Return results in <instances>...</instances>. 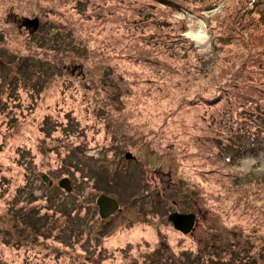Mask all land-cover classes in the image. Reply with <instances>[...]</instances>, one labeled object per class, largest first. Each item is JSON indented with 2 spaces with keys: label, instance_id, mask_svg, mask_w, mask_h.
Masks as SVG:
<instances>
[{
  "label": "rangeland",
  "instance_id": "obj_1",
  "mask_svg": "<svg viewBox=\"0 0 264 264\" xmlns=\"http://www.w3.org/2000/svg\"><path fill=\"white\" fill-rule=\"evenodd\" d=\"M1 30L0 264L16 262L5 207L24 172L20 200L55 208L70 259L105 261L78 236L96 228L85 220L104 194L121 207L105 246L133 242L147 260L134 264H264V133L240 134L242 107L264 93V0H0ZM228 136L224 165L216 147ZM26 209L23 221L38 217ZM174 211L194 215L186 232L167 220Z\"/></svg>",
  "mask_w": 264,
  "mask_h": 264
},
{
  "label": "trees",
  "instance_id": "obj_2",
  "mask_svg": "<svg viewBox=\"0 0 264 264\" xmlns=\"http://www.w3.org/2000/svg\"><path fill=\"white\" fill-rule=\"evenodd\" d=\"M177 23L183 28L181 22H177ZM169 26L172 27L173 25L170 23L169 25L167 24L165 27H169ZM1 36L2 35L0 31V37ZM182 49L184 48L182 47ZM263 80H264V75H263ZM20 88L21 87L20 85H17V82L12 85L8 83L6 86V90L9 93V100L12 102V105L14 104V107L18 106V104L16 103H20V98L17 99L18 98L17 94H15V92L18 91ZM29 88L32 89V87ZM262 91L264 92V89H262ZM12 93L13 95L11 96ZM242 108L243 110H247V117H243V118H247V120H249L248 121L249 126L243 128L240 134L244 135L248 133L253 136L254 135L259 136L260 134L262 135V133H264V93L263 96H260L257 100H253V98L251 100L247 99V107H242ZM20 116L22 117L21 114ZM235 138L236 136H234V138H232V136L221 138L219 145L216 147L217 157L218 158L221 157L224 165L229 164L231 160L230 157L226 154V152L229 149V147L232 148V144L234 143ZM18 159L19 158L15 159V162L17 164H19ZM24 174L25 177L23 178L22 185L20 184L15 188L14 203H9L7 207H5V211L10 217L14 219L15 222V224L12 225V228H14L15 230L16 239H12V241H10L9 244L12 243L13 244L7 246L8 249H10V256L12 255V257L15 258L16 262L14 264H81L82 261L80 262V260L76 259L75 257H72L70 259L69 256L66 257L65 254L62 253L64 251L75 250L77 248L76 245L75 244L68 245L63 243L61 240H57L56 236L60 234L59 231L56 234L54 233L52 234V232L56 231L52 227L51 224L52 221H50L52 220L53 216L56 214L55 208H51L49 202L46 199H44L43 196L37 198L30 196L29 199H27L26 201L20 200L18 190L25 188L28 184L29 175H27L26 172H24ZM95 186L97 189V183L92 182L91 189L94 190ZM76 196L77 197H75V199L77 203H80L82 194L80 195L79 193L76 194ZM26 207L32 208V210L35 213H37L38 217H35L34 220L28 219L27 221H23L22 220L23 213L25 210H27ZM81 210H82L81 207L77 209V211H79L80 213ZM57 217L60 218V214H57ZM93 217L94 215L90 217L91 222H93L94 219ZM82 234L83 232L79 231L78 236ZM52 235L55 236L53 237ZM62 249H64V251H62ZM144 255L145 252L140 253L138 251L137 256L134 257L133 252L129 251V255L128 256L126 255L127 256L126 257L125 255H121L119 249L117 250V252L115 251L114 254V256L118 260L130 261L132 264H134L135 261L138 263L141 260V258L144 261H147L146 258H144L145 257ZM109 258L111 260L114 259L111 257V254L109 255ZM117 259L114 260L116 261ZM257 259L261 260V262L264 263V254H262ZM104 260L105 261L102 262L101 264L107 263L108 257L104 258ZM248 260H249L248 257H241L237 259V262L238 264H243V263H247ZM82 263L87 264L84 262ZM145 264H152V263L145 262ZM249 264H252V262Z\"/></svg>",
  "mask_w": 264,
  "mask_h": 264
},
{
  "label": "water",
  "instance_id": "obj_3",
  "mask_svg": "<svg viewBox=\"0 0 264 264\" xmlns=\"http://www.w3.org/2000/svg\"><path fill=\"white\" fill-rule=\"evenodd\" d=\"M16 14L11 13V17ZM19 21V20H18ZM39 21L37 18H23L19 21V27L27 28L29 32L35 31L38 27ZM128 153L125 152V158L128 157ZM133 158V157H131ZM42 180L46 181L47 177L42 176ZM59 187L63 188L66 192L70 190L69 179L62 178L59 183ZM95 204L98 207V214L101 218L110 216L112 213L118 210V203L115 199L108 197L104 194H99L95 200ZM193 214H182L178 212H172L167 215V220L173 225V227L181 232H186L185 228H190L193 224Z\"/></svg>",
  "mask_w": 264,
  "mask_h": 264
},
{
  "label": "flooded vegetation",
  "instance_id": "obj_4",
  "mask_svg": "<svg viewBox=\"0 0 264 264\" xmlns=\"http://www.w3.org/2000/svg\"><path fill=\"white\" fill-rule=\"evenodd\" d=\"M17 18L18 17H16V16L11 17V15L8 17V19H11L13 21L14 20L17 21L18 20ZM25 29H27V28H25ZM2 33L4 34L3 30H1V35H2ZM94 203H95V201H94ZM120 210H121V207H119V204H118V210L117 211L112 213L110 216H107L105 218H101L98 214V207L96 205V210H95V214H94L93 218L100 222V227L97 229V232H96L95 229L97 228V223L94 222V219H93V222H91V218H89V219L87 218L85 220V222L88 223L89 226H92V227L95 226L96 228L94 229L93 232L92 231L89 232L88 230H85L86 232L79 236L83 239V243H82V246L84 247V248H82L83 250L87 249L90 253H92V251L95 250L96 255L98 254L97 256H101V258H102V256L107 258V256H105L103 254V252L104 251L105 252H111L112 249H113V251H114V249H116V250L119 249V251L121 252V255H125V256L129 255V251L132 248L131 246H132L133 242H125L124 243L125 245L124 244L114 245V247L112 249H109V248H107V246H105V243L109 240V237L113 235L112 232L109 235H106V232L109 231V226H108L109 224L108 223L110 222L111 218H113L116 214H118V212H120ZM179 213L186 214L185 212H179ZM106 221H108V223H105ZM101 229L105 230L104 237H102L100 234ZM185 229H188V227ZM92 237H94L93 241H92ZM85 259H88V255L85 256ZM105 264H132V263L130 261L118 260L117 262H109L108 261Z\"/></svg>",
  "mask_w": 264,
  "mask_h": 264
},
{
  "label": "bare ground",
  "instance_id": "obj_5",
  "mask_svg": "<svg viewBox=\"0 0 264 264\" xmlns=\"http://www.w3.org/2000/svg\"><path fill=\"white\" fill-rule=\"evenodd\" d=\"M195 37H196L197 39H200V38L202 37V34L200 33V34H198V35H195Z\"/></svg>",
  "mask_w": 264,
  "mask_h": 264
}]
</instances>
